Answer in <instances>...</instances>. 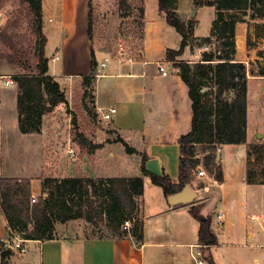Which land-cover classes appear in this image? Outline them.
Returning <instances> with one entry per match:
<instances>
[{
	"label": "rangeland",
	"instance_id": "rangeland-1",
	"mask_svg": "<svg viewBox=\"0 0 264 264\" xmlns=\"http://www.w3.org/2000/svg\"><path fill=\"white\" fill-rule=\"evenodd\" d=\"M203 2L204 0H178L176 5L178 16L182 21L186 24L191 21L194 22V35L196 37L210 36L212 23L216 19V8L203 5ZM201 4L202 6H200ZM77 7L75 20L81 26L82 9L83 15L87 19L88 14L85 10L86 7H82V9L79 6ZM193 11H196L195 16L192 15ZM91 12L93 18L92 43L97 57V75L117 63L124 64L129 62L133 64L149 61L150 59L156 61L155 67L149 66L150 69H154L158 67V64L168 61L167 51L169 49L178 50L180 48L182 37L173 27L166 23L163 14L158 10L157 0H91ZM229 15H233L240 21L236 31L237 49L239 47L240 51L245 52L247 49L253 50L255 48V58L249 62V65L244 63L246 70L250 72H247L250 77L247 75L246 79L248 83L247 100L251 135L249 138L247 137L245 143L219 146L216 151V164L213 169L219 167L223 171V175H225L226 171L228 177L236 180L243 179L245 182L248 179L251 182L264 181V92L259 87L260 84L264 86V80H252V77L264 74V19L255 16L252 10L247 12L231 11ZM49 18H52V15L46 13L43 32L51 40L47 48V54L51 60L56 53V48L53 45L57 42V36L52 29L55 23L49 22ZM151 23L154 26L153 29H149L147 26ZM242 36L244 39L243 46L241 43ZM58 43L59 51L56 54L59 56V60H51L50 65L53 73L65 72V70L69 69V64L73 62L68 54L67 46L61 42ZM37 44L38 39L35 32L34 19L25 0H0V99L4 100L8 106L17 103L18 92L14 77L26 73H34L31 70H26L25 67L29 65L34 67L36 65ZM120 46H123L126 50V54L123 56L119 54ZM217 47V44L209 47H187L185 54L178 57V60L185 61V59L196 57L200 61L205 51H216ZM78 50L81 52V48ZM75 54H77L76 50ZM150 55H153V57L151 58ZM260 56H262V59H257ZM11 57L14 60H22L23 64L11 61ZM88 58L91 60V52ZM129 58L133 61L130 62ZM75 61L78 62L77 67H73L70 70L78 71L86 66L87 59L84 54L80 53L79 56H75ZM8 77H12L14 80V83L9 86L5 84ZM97 80L96 76L88 87L83 85V77L74 79L61 78L58 80L68 99V105L58 106L61 109L55 115L56 118L51 122V125L45 131L44 138L40 141H36V138L33 141L30 138L29 140L28 138H25L27 140L16 138L10 127V122H7L9 131L7 134H2V139L0 137L2 144L0 171L7 173L10 166H15L18 169V166L22 165H30L33 170L37 171L38 164L43 162L42 176L57 178L90 176L95 179L142 177L144 194L141 201L137 202L134 215L128 218L135 219L133 226L135 224L140 225L142 223L140 216L142 203L155 210L160 199L165 201L166 197L162 189L154 185L141 172L143 146L141 145L140 147V154L138 152L129 154L121 143L116 142L119 136H108V134L112 133L111 122L113 119L103 121L101 120L100 111L95 110ZM187 99L191 103L189 97ZM54 130H57L55 134L53 133ZM98 131L103 133L102 137L97 134L99 133ZM110 138H113V143ZM35 141L41 144V150L36 148V146L34 148ZM136 142L138 144L144 143L139 138ZM132 143L135 142L132 141ZM107 144L115 145L110 147ZM102 146H105V149L96 155L94 148H102ZM15 147L23 150V153L28 155L18 157L15 155L14 158L10 151L6 152L4 150V148L13 150ZM70 147L75 150H70ZM40 151L42 152L41 155ZM111 153H113V156ZM196 155L203 158V154H200L198 149ZM159 161L160 157L152 160L149 165L150 169L158 168ZM97 162L99 163L98 166H96ZM86 165L93 170L95 175L85 170ZM202 169L206 171L207 176H198V172ZM9 172L8 174H12V172ZM214 183L217 184L214 180V174L211 175L203 164L199 165L195 171L192 188L203 191L202 197L206 203L215 194L211 188ZM194 202H198V200L196 199ZM104 221L102 209L96 205L93 213V224H90L85 219H77L58 225L57 231L58 228H61L63 232L77 237L100 236L103 233L102 231H105L102 229ZM221 251L224 254L232 253V255L236 254V256L242 253V249L239 248H227V250L221 249ZM17 255L19 256L14 255L16 262L23 257L24 253ZM11 258L8 260V264H12L10 262ZM218 264H227V262L218 260ZM245 264L254 263L249 260Z\"/></svg>",
	"mask_w": 264,
	"mask_h": 264
},
{
	"label": "crops",
	"instance_id": "crops-1",
	"mask_svg": "<svg viewBox=\"0 0 264 264\" xmlns=\"http://www.w3.org/2000/svg\"><path fill=\"white\" fill-rule=\"evenodd\" d=\"M89 5L90 0H42L43 29L45 15L49 13L52 18L48 21L55 23L52 29L57 36V42L53 45L56 53L59 51L57 44L61 42L67 46L68 54L73 61L65 72H51L52 59L50 60L47 54L51 40L46 36L48 42L45 51L49 59V72L57 80L82 78L89 75L90 52L91 56L92 52L94 53L97 63L93 39L88 33ZM77 6L81 9L86 7L88 14L87 19L82 9L81 26L75 20ZM147 26L149 29L154 27L152 23ZM241 40L243 46V36ZM77 46L81 48V52ZM80 53L84 54L87 59L86 66L78 71L70 70L77 67L78 62L77 60L74 62V58ZM254 54L255 48L243 52L238 47L234 60L249 65V62L255 58ZM150 57L152 58L153 55ZM195 58L185 59V61L198 62ZM257 59H262V56ZM155 63L156 61L152 59L133 64L117 63L101 71L97 75L95 110L116 108L117 113L111 122L112 133L108 136L121 137L139 154L142 145L143 154L148 156L147 169L156 174L165 172L174 182H177L179 174L178 140L190 129L191 103L187 99L189 97H187L188 88L181 80L173 62L166 61L150 69L149 66L155 67ZM159 65L165 68L167 76L160 73ZM252 80H264V74L252 77ZM259 87L264 92V86L260 84ZM60 109L61 107H56L53 112L43 117L41 133L23 134L19 129L17 103L8 106L4 100L0 99V137L2 139V134H7L9 131L6 123L10 122L16 138L22 140L30 138L32 141L36 138V141H40ZM56 132L57 130L53 131L54 134ZM97 134H100V137L103 136L102 132ZM250 135L251 125L248 116L247 137L249 138ZM138 138L144 143L138 144L136 142ZM110 140L113 143V138ZM114 145L107 144L110 147ZM35 146L41 150L40 143H36L34 148ZM94 149L98 155L101 150L105 149V146ZM4 150L10 151L14 158L15 155L17 157L28 155L16 147L13 150L10 148H4ZM70 150L75 149L70 147ZM1 151L0 140V155H2ZM111 155L113 156V153ZM156 157H160L158 168L152 170L149 165ZM98 164L97 162L96 166ZM42 166L43 162H40L37 171L33 170L30 165L18 166V169L10 166L7 173L0 171V177L30 179L32 196L38 197L41 194ZM85 170L95 175L87 165ZM8 171L12 174H8ZM224 176L223 184L214 183L211 187L215 196L213 195L207 203L202 197L203 191L200 190H195L198 202L192 204L170 205L168 198H165V201L160 199L154 210L142 203L140 216L143 223V241L141 242H137L131 236L124 238L77 237L58 228V236L53 240L44 242L27 240L23 257L16 262L15 256L19 255L15 253L10 262L12 264H195L192 255L201 252L205 264H218V260L225 261L227 264H245L249 260L254 264H264V181L248 183L243 179L236 180L228 177L226 171ZM196 205H203L202 215L212 218L214 244L200 241V223L190 214V208ZM220 213H224V221L218 219ZM12 236L13 233L8 227L0 206V239L9 245ZM201 245L205 246L200 248ZM227 248H239L242 249V253L238 256L232 253L224 254L221 249L227 250Z\"/></svg>",
	"mask_w": 264,
	"mask_h": 264
},
{
	"label": "trees",
	"instance_id": "trees-1",
	"mask_svg": "<svg viewBox=\"0 0 264 264\" xmlns=\"http://www.w3.org/2000/svg\"><path fill=\"white\" fill-rule=\"evenodd\" d=\"M34 19L38 39L37 63L25 67L34 73L14 77L17 85V109L20 132L38 134L42 131L43 117L59 105H68V99L60 82L49 73L46 57L47 37L43 32L42 0H25ZM178 0H157L158 10L168 25L182 37L178 50L167 51L168 61L173 62L178 74L188 88L192 119L187 133L179 143V174L177 182L166 174H156L147 169L148 156L142 155L140 169L144 176L159 186L165 197L180 192L191 185L197 167L203 164L218 184H223V171L217 167L216 151L221 145H238L247 140L248 83L244 63L234 60L237 53L236 31L240 23L229 12L252 10L264 19V0H204L203 5L216 8V19L208 37L194 35L195 24H186L177 13ZM202 4L200 6H202ZM89 11V36H92L93 18L91 0ZM259 7V8H258ZM254 16V15H252ZM217 44L216 51H205L198 62L178 60L187 47H209ZM11 61L23 64L22 60ZM25 63V62H24ZM97 76L96 58L92 52L90 73L83 77L88 87ZM121 143L129 154L137 153L121 137ZM197 149L203 158L196 155ZM264 176V171H263ZM248 183L251 181L248 179ZM144 194L142 177H109L95 179L90 176L57 178L42 176L41 194L31 203V180L28 178L0 177V206L13 234L25 240L49 241L57 237V226L77 219L93 224L96 205L105 218L102 235L98 238L133 237L143 241V223L135 224L130 231L122 229L124 221L131 218ZM98 203V204H97ZM203 205L190 208V214L200 223L199 238L202 243L214 244L212 218L202 215ZM13 251L0 239V264H8Z\"/></svg>",
	"mask_w": 264,
	"mask_h": 264
},
{
	"label": "built area",
	"instance_id": "built-area-1",
	"mask_svg": "<svg viewBox=\"0 0 264 264\" xmlns=\"http://www.w3.org/2000/svg\"><path fill=\"white\" fill-rule=\"evenodd\" d=\"M119 54L121 56L126 54V50L123 48V46H120V51ZM59 60V56L56 54L53 58L52 61H57ZM129 61H132L131 59ZM159 71L163 76H167V71L165 70V68L161 65H159ZM248 75V74H247ZM14 83V80L12 79V77H8V79L6 80V85L9 86L11 84ZM100 114H101V120L103 121H110L112 120V118L114 117V115L117 113V109L114 107H110L108 109H99ZM198 176L199 177H204L207 176L206 171L205 170H200L198 172ZM36 198L35 196L31 197V203H35L36 202ZM218 219L220 221H224L225 219V215L224 213H220L218 214ZM135 219H127L126 221H124V224L122 225V229L126 230V231H130L131 227L133 226V222ZM26 242L27 240L23 239L21 236L13 234L12 238L9 241V245L8 247L13 251V253H25L26 251ZM205 245H201L200 248H203ZM192 258L195 262V264H205V261L203 260V255L201 252H198L197 254H193Z\"/></svg>",
	"mask_w": 264,
	"mask_h": 264
},
{
	"label": "water",
	"instance_id": "water-1",
	"mask_svg": "<svg viewBox=\"0 0 264 264\" xmlns=\"http://www.w3.org/2000/svg\"><path fill=\"white\" fill-rule=\"evenodd\" d=\"M196 11H193L192 15L195 16ZM197 198L196 191L191 185H186L180 192L173 194L168 197V202L170 205H180V204H192Z\"/></svg>",
	"mask_w": 264,
	"mask_h": 264
}]
</instances>
